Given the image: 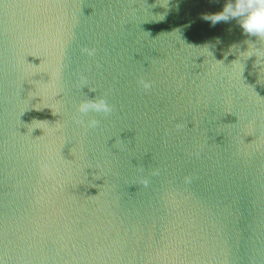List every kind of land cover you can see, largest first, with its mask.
<instances>
[{"label":"water","instance_id":"water-1","mask_svg":"<svg viewBox=\"0 0 264 264\" xmlns=\"http://www.w3.org/2000/svg\"><path fill=\"white\" fill-rule=\"evenodd\" d=\"M225 2L0 0V264H264V39Z\"/></svg>","mask_w":264,"mask_h":264},{"label":"clouds","instance_id":"clouds-1","mask_svg":"<svg viewBox=\"0 0 264 264\" xmlns=\"http://www.w3.org/2000/svg\"><path fill=\"white\" fill-rule=\"evenodd\" d=\"M202 18L209 21L212 26L220 22L235 21L244 36L264 39V0H226L220 12L204 15ZM89 54L92 53L89 51ZM148 86L144 84V87ZM110 111L111 106L103 98L83 101L77 106V112L82 116L89 112L107 114ZM96 125L95 120L87 121L88 127Z\"/></svg>","mask_w":264,"mask_h":264}]
</instances>
